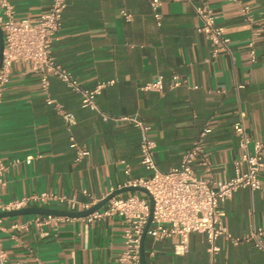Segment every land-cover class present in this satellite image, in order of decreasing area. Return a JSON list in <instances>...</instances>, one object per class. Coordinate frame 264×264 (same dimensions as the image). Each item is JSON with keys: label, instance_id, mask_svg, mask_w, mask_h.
<instances>
[{"label": "crops", "instance_id": "1", "mask_svg": "<svg viewBox=\"0 0 264 264\" xmlns=\"http://www.w3.org/2000/svg\"><path fill=\"white\" fill-rule=\"evenodd\" d=\"M10 2L16 19H35L48 9L50 0ZM66 2L62 27L52 39V55L81 88L103 84L95 96L97 109L82 107L80 93L58 77L49 76V85L43 89L38 72L14 62L0 103V158L6 165L3 202L48 191L94 204L125 187L130 178L147 175L140 163L139 128L127 120L105 121L102 114L135 116L148 123L160 171L178 165L182 154L209 129L203 136L209 170L198 160L193 164L205 179L234 175L241 153L233 129L239 109L245 112L250 137L264 142V0H160V25L150 0ZM202 4L211 9L215 23L230 38L229 50L215 57L197 30L200 22L194 7ZM243 6L248 7L250 20L242 13ZM121 10L131 14L130 21ZM250 40L255 54L252 63ZM173 74L184 82L171 87ZM158 75L163 76L161 91L142 89ZM56 104L72 116V123L65 121ZM71 137L88 151L78 161ZM28 156H32L29 163ZM259 179L264 184V167ZM133 192L137 191L117 195ZM34 206L76 211L56 202ZM222 207L223 222L232 237L243 238L253 228H264L263 191L239 188ZM33 215L3 217V222L8 226ZM65 217L57 223L0 231L9 263L115 264L123 249L121 217L88 225L78 217ZM260 239L264 247V233ZM177 240V235L153 240L146 234V263L210 264L204 234L190 233L188 249L180 255L173 251ZM217 242L221 250L215 264H264V248L252 240L233 244L220 237Z\"/></svg>", "mask_w": 264, "mask_h": 264}, {"label": "built area", "instance_id": "2", "mask_svg": "<svg viewBox=\"0 0 264 264\" xmlns=\"http://www.w3.org/2000/svg\"><path fill=\"white\" fill-rule=\"evenodd\" d=\"M237 1V0H231ZM160 0H150V6L156 24H161V14L158 11ZM67 6L66 0H50L48 9L35 19H16L14 8L10 0H0V27L3 32V52L0 65V103L3 90L8 81L10 69L14 62H22L34 72L40 74L41 86L47 89L49 76L58 77L68 87L81 95V106L97 109L95 96L99 93L102 83L93 89H83L77 79L67 69L58 64L51 51L53 36L62 27V14ZM199 25L197 30L212 47V56L215 57L221 50H229L230 38L225 35L224 28L215 23V16L206 5L194 7ZM242 13L250 20L248 7L241 8ZM121 15L127 21L131 14L121 10ZM249 62L255 61L253 42L247 43ZM184 80L177 74L172 75L170 86L176 87ZM242 85H239L241 87ZM144 90L161 91L163 89V76L158 75L153 81L142 86ZM48 102H52L48 99ZM57 110L63 115L65 121L73 122L72 116L64 113L56 104ZM106 121L112 119L127 120L140 130V163L147 171V175L130 178L125 186L144 187L153 199V210L148 234L153 240L177 235L174 244L175 254H184L188 249V238L192 232L205 235L207 252L210 264H215L216 257L221 248L217 240L224 237L233 244L252 240L258 248H264L260 237L264 228H253L243 238L232 237L223 222L224 209L222 204L227 201L234 191L247 187L251 190L264 192V184L259 179V173L264 167V142L250 137L245 125V112L239 109L233 124L234 132L238 137L240 158L235 163L234 175L222 179H205L195 172L193 164L196 160L206 171L209 170L208 154L203 143V136L209 129L204 130L194 145L181 156L178 165L167 171H160L155 160L156 142L150 136L151 126L138 117H109L102 114ZM70 146L75 150V160H80L88 154L81 149L71 137ZM39 156V155H38ZM32 156L26 157L29 163ZM124 162V161H122ZM6 165L0 158V193L4 187L3 173ZM124 172L129 173L125 163ZM45 202H56L66 205L69 210L87 209L92 204L82 203L73 196L43 191L24 195L20 198L3 202L0 198V211H10L28 206L39 205ZM150 211L149 200L145 194L137 192L127 195H114L100 208L91 213L78 217L86 225L111 216H119L124 222L122 229L123 249L116 257L115 264H140V239L146 225ZM68 218L54 214H34L30 219L22 222H11L6 226L3 217H0V231L7 229H28L32 225L41 226L57 223ZM0 264H10L7 253L0 243ZM43 264V263H41Z\"/></svg>", "mask_w": 264, "mask_h": 264}, {"label": "water", "instance_id": "3", "mask_svg": "<svg viewBox=\"0 0 264 264\" xmlns=\"http://www.w3.org/2000/svg\"><path fill=\"white\" fill-rule=\"evenodd\" d=\"M3 46H4V41H3V32L0 27V65L2 61V52H3ZM123 191H137L140 193H143L147 196L149 200V205H150V211H149V216L146 222V225L144 227V230L141 235L140 239V248H139V258H140V264H147L146 259H145V253H144V239L146 237V232L147 229L150 225L151 222V217H152V210H153V199L148 193V191L141 186H125L121 189H118L116 191H113L106 195L104 198L99 200L98 202L92 204L89 208L83 209V210H76V211H65V210H58V209H50V208H45V207H40V206H28L24 207L21 209H16V210H10V211H0V217H9V216H17V215H23V214H28V213H33V214H54V215H60V216H69V217H81L85 216L92 211L100 208L103 206L107 200L114 196L119 194L120 192Z\"/></svg>", "mask_w": 264, "mask_h": 264}]
</instances>
